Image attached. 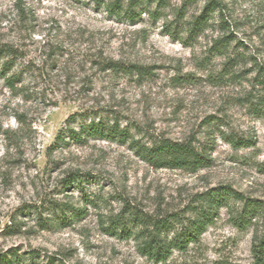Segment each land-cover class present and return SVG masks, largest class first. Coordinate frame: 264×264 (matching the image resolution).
I'll return each mask as SVG.
<instances>
[{"label":"rangeland","instance_id":"rangeland-1","mask_svg":"<svg viewBox=\"0 0 264 264\" xmlns=\"http://www.w3.org/2000/svg\"><path fill=\"white\" fill-rule=\"evenodd\" d=\"M114 1L0 0V45L15 50L9 73L21 77L15 90L0 77V264H256L252 234L264 233V111L257 104L264 0H219L192 38L207 0H136L133 21L130 0H117L118 14L108 6ZM74 112L110 124L117 117L129 138L75 144L65 137L68 143L54 145ZM223 134L249 145L234 147ZM160 138L205 146L211 161L195 171L153 167L131 143ZM220 186L242 196L229 206L254 200L253 225L233 226L222 206L186 250L173 248L162 261L141 252L139 232L151 231L154 219H177L170 238L200 197ZM60 204L82 214L56 211ZM136 215L147 229L135 224L127 235L112 228L111 220Z\"/></svg>","mask_w":264,"mask_h":264},{"label":"trees","instance_id":"trees-1","mask_svg":"<svg viewBox=\"0 0 264 264\" xmlns=\"http://www.w3.org/2000/svg\"><path fill=\"white\" fill-rule=\"evenodd\" d=\"M95 1L99 4L98 2L101 0ZM130 2V6L128 7V9H130L129 17L130 20L133 21L134 10L132 11L131 9L134 7L136 0H130ZM119 4V1L115 0L114 3L108 4V6H110L112 12L118 14L119 9H121ZM219 4V0H207L202 14L197 16L191 25L188 34L190 38L196 36L197 33L203 29V25L209 18L210 10ZM18 8V11L22 13L23 10L20 7ZM124 14L127 15V12ZM225 40L226 37H223L222 40L216 42L218 51L225 48L227 43ZM240 55L239 53L236 54L237 57H240ZM5 57H7L5 61L0 62V77L10 89L15 90L17 88V83H19L21 79L20 73H9L16 57L15 50L6 45H0V59ZM113 63L112 61H108L107 65H112ZM117 65L118 64L115 63L114 67L121 71L127 73L137 72L138 77H142L143 73L149 74V68L146 67L126 64ZM257 80L260 86L264 87V78H259ZM259 99L257 104L262 106L264 111V95L259 96ZM92 117L93 116L88 112H74L69 115L65 120L67 126L64 125L59 129L53 144H57L56 146H58L59 144L68 143L64 140L65 137H68L75 144H85L89 138L118 141H125L129 138L127 129H119L117 117L110 119L112 121L111 124L109 119L105 120V118H99L96 121L92 119ZM86 120L89 122H86ZM71 123H78L79 129L74 130L71 127ZM222 137L234 147H246L249 145L248 139L243 137L224 134ZM131 143L139 157L153 167H174L195 171L200 166H204L211 161L208 152L206 153L205 146L197 149L191 141L188 140L173 141L169 138H160L154 139L148 146L139 144L138 141H131ZM77 179L78 174L69 177V179L64 180L63 183L66 181L65 185H69L71 181H76ZM229 199L242 201V196L240 197L239 194L228 186L210 189L205 195L200 197L199 205L192 209L193 217L189 219L186 224L182 225L179 230L171 231L172 234L170 238L167 236L168 228L170 223L177 219L172 220L167 217L154 219L151 223V231L139 232V234L144 237V240L140 244L141 252L155 261H162L167 258L173 248L182 251L186 250L188 243L197 240L201 233L205 231L206 227L214 221L219 214V208L222 206L227 207V211L230 214V221L233 226L241 230L247 229L249 226L253 225L257 218L256 215L260 212V208L257 207L254 200H245L244 206L238 209L234 206H229ZM68 210L72 213H77V215L82 214L81 209L73 208L68 204H60L56 208V211L59 212H67ZM55 214L53 213V215ZM121 220L123 221L121 222ZM126 220L132 223L126 222ZM110 223L115 225L112 228L117 227L116 229H119L120 233H127V235L133 233L134 230L131 226L135 224L136 226L137 224L140 225V227L145 225V229L150 225V223L144 222V219L137 215L136 217L131 216L129 220L117 217L115 220H111ZM126 223H128V225ZM250 250L256 264L264 263V233L259 235L257 231L253 232ZM6 262L8 264L25 263L22 262V260H14L12 258L8 259Z\"/></svg>","mask_w":264,"mask_h":264}]
</instances>
